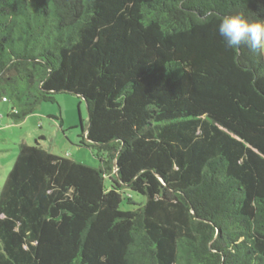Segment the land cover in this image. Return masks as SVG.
Wrapping results in <instances>:
<instances>
[{"label": "trees", "instance_id": "1", "mask_svg": "<svg viewBox=\"0 0 264 264\" xmlns=\"http://www.w3.org/2000/svg\"><path fill=\"white\" fill-rule=\"evenodd\" d=\"M236 14L264 0H0L8 115L81 95L100 161L20 144L0 264H264V53L226 46Z\"/></svg>", "mask_w": 264, "mask_h": 264}, {"label": "rangeland", "instance_id": "2", "mask_svg": "<svg viewBox=\"0 0 264 264\" xmlns=\"http://www.w3.org/2000/svg\"><path fill=\"white\" fill-rule=\"evenodd\" d=\"M11 107L12 103L0 101V191L20 153L22 142L33 145L39 140L56 154L99 166L97 150L82 144V132L89 128V113L81 95L59 93L56 102H42L33 113L19 121L8 115ZM41 137L44 139L40 140ZM128 192L136 201H145L142 196Z\"/></svg>", "mask_w": 264, "mask_h": 264}, {"label": "clouds", "instance_id": "3", "mask_svg": "<svg viewBox=\"0 0 264 264\" xmlns=\"http://www.w3.org/2000/svg\"><path fill=\"white\" fill-rule=\"evenodd\" d=\"M218 32L229 49L247 46L252 52L264 53V20L249 21L244 16L227 15Z\"/></svg>", "mask_w": 264, "mask_h": 264}]
</instances>
